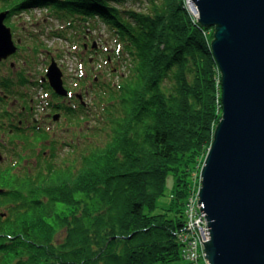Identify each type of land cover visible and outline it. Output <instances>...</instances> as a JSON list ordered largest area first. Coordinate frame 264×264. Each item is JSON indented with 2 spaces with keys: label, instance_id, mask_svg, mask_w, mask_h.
I'll return each instance as SVG.
<instances>
[{
  "label": "trees",
  "instance_id": "obj_1",
  "mask_svg": "<svg viewBox=\"0 0 264 264\" xmlns=\"http://www.w3.org/2000/svg\"><path fill=\"white\" fill-rule=\"evenodd\" d=\"M38 5L97 17L117 39L99 48L83 36L80 57L89 55L81 74L65 75L67 95L43 79L49 66L33 80L14 61L23 49L49 53L50 64L61 55L29 28L16 34L12 18ZM3 11L18 49L0 60V264L185 259L186 205L222 117L212 27L187 0H147L145 9L128 0H0ZM100 51L102 63L92 56ZM53 123L80 125L79 141L54 137ZM171 174V202L155 211Z\"/></svg>",
  "mask_w": 264,
  "mask_h": 264
},
{
  "label": "water",
  "instance_id": "obj_2",
  "mask_svg": "<svg viewBox=\"0 0 264 264\" xmlns=\"http://www.w3.org/2000/svg\"><path fill=\"white\" fill-rule=\"evenodd\" d=\"M221 73L222 117L201 168L198 202L208 220L211 264H264V0H190ZM0 12V60L17 52ZM45 80L67 95L53 59Z\"/></svg>",
  "mask_w": 264,
  "mask_h": 264
},
{
  "label": "rangeland",
  "instance_id": "obj_3",
  "mask_svg": "<svg viewBox=\"0 0 264 264\" xmlns=\"http://www.w3.org/2000/svg\"><path fill=\"white\" fill-rule=\"evenodd\" d=\"M188 3H190V0H187V4ZM128 4H131L138 9H145L147 0H128ZM47 8L48 7H46V5L42 7L41 5L31 7V10L23 11L20 14L15 15L11 21L16 22V24L19 25L16 29L17 36H19L20 33H24L22 29L23 27L29 28L30 31L26 32L29 34H33L32 32H36L39 38H41L45 45L48 46L53 52L52 55L54 54L56 56L57 54L61 53L60 57L56 58L58 64L62 67V70L64 72V81L65 75L69 74L78 76L82 72L80 71V67H83L81 65V61H85L86 57L89 55L88 53L83 58L82 56L80 57L82 50L81 43L84 39V35L90 34V37H93V40L99 43V48H106L105 46L114 48L117 39L113 38V35H111L110 29L107 24L100 21L97 17L87 16L88 19L86 20L83 17H76L74 15H69V17H67L63 14L51 13ZM189 9L191 8L189 7ZM60 15H63L64 17H61ZM210 27H212L211 32L214 34L215 26ZM25 51L27 50L23 49L21 53L17 54L14 58V61L16 60V63H18L19 66H22L27 75L33 74V80H36L35 78L38 76L45 75L46 69L49 66L51 60L49 57V53L47 54V52L45 51H43L42 53L33 51L25 53ZM104 54V52L100 51V53H95L92 56L97 58V60H99V63H102L103 59L105 58ZM27 56L31 60V63L28 65H24V60L27 58ZM97 64L98 63L96 62L95 65ZM121 69L123 70V66L121 67ZM66 80L70 81L71 79L67 78ZM29 86H31L32 89L37 88V86H33L31 84ZM98 123L102 122H96V124ZM53 124V128L57 130V133L54 135V137H57L58 134H63L66 139L70 140V142L72 140L73 143H77L79 141V138H77V134L79 132H82L80 125H70L67 123V125L62 130H60L59 126L56 123ZM68 130L69 132H67ZM61 131L65 132L62 133ZM103 139L104 137H101L100 141ZM63 157L66 158L69 156L63 154L62 152L61 158ZM173 183L174 177L171 174L167 179L165 194L159 198L157 202L158 206L155 211H160L162 206H168L170 204L172 199L171 190ZM62 237L63 234H60L59 238ZM208 263H210V261H208ZM172 264L189 263L185 259L181 258L173 261Z\"/></svg>",
  "mask_w": 264,
  "mask_h": 264
},
{
  "label": "built area",
  "instance_id": "obj_4",
  "mask_svg": "<svg viewBox=\"0 0 264 264\" xmlns=\"http://www.w3.org/2000/svg\"><path fill=\"white\" fill-rule=\"evenodd\" d=\"M200 186L201 181L198 189L188 199L185 209L186 222L179 236L182 255L190 264H210L204 250L205 242L201 239L209 235L210 226L205 217L206 212L200 209L202 204L198 202Z\"/></svg>",
  "mask_w": 264,
  "mask_h": 264
},
{
  "label": "flooded vegetation",
  "instance_id": "obj_5",
  "mask_svg": "<svg viewBox=\"0 0 264 264\" xmlns=\"http://www.w3.org/2000/svg\"><path fill=\"white\" fill-rule=\"evenodd\" d=\"M86 46H87V44H86ZM44 79V78H43ZM45 80V79H44Z\"/></svg>",
  "mask_w": 264,
  "mask_h": 264
}]
</instances>
